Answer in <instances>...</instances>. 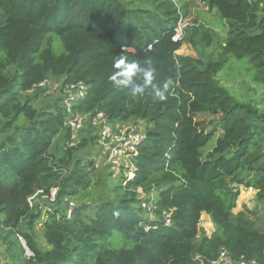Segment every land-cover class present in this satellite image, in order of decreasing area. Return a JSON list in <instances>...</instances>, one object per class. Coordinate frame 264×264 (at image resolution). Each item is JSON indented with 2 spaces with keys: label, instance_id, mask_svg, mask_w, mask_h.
Segmentation results:
<instances>
[{
  "label": "trees",
  "instance_id": "1",
  "mask_svg": "<svg viewBox=\"0 0 264 264\" xmlns=\"http://www.w3.org/2000/svg\"><path fill=\"white\" fill-rule=\"evenodd\" d=\"M202 1L220 15L224 37L194 21L174 40L187 0H0V246L8 264H213L223 249L264 264V107L238 99L218 77L233 57L264 86V0ZM188 42L196 56L178 53ZM52 78L62 101L72 84L86 87L73 113L145 122L133 178L100 189L110 173L90 170L93 158L78 153L87 139L72 144L71 113L62 103L34 104ZM241 186L257 190L259 208L233 212ZM52 188L55 200L45 196ZM41 197L44 242L34 228ZM88 199L69 217L70 201ZM203 212L215 226L210 236L199 226Z\"/></svg>",
  "mask_w": 264,
  "mask_h": 264
},
{
  "label": "rangeland",
  "instance_id": "2",
  "mask_svg": "<svg viewBox=\"0 0 264 264\" xmlns=\"http://www.w3.org/2000/svg\"><path fill=\"white\" fill-rule=\"evenodd\" d=\"M183 1V0H179ZM188 16H186V22L189 24H192L194 21H199L202 24H205L208 27H211L215 29L218 34L221 35V37H224L226 33V29L223 26L222 19L220 18V15L217 13L216 10L209 9L208 5L205 4L202 0H188ZM178 53L181 55H193L196 56V51L191 43H185L180 50H178ZM233 57H230V60L226 67L219 73L218 77L221 79V81L228 86L232 93L240 100H249L250 98H254L255 100H258V103L260 106L264 107V86L259 85L255 80L252 78L250 74L252 72L250 71V74H245L244 70L242 69L243 65L242 62L234 59ZM232 60V61H231ZM44 84L43 86H45ZM47 89L43 92H41L40 95H38V99L34 101V104L37 107H49L53 103H62L64 104L65 108H67V111L69 108L66 105L65 100H60L61 96H63L61 91V81L56 79H50L48 80ZM133 123V122H132ZM145 122H143L142 126L144 127ZM90 123L88 120L84 122L83 127L77 132L75 140L72 139V144L75 146L78 145L83 139H87V144L83 147H81L78 150V153L85 157L86 162H90V160L93 158L94 165L91 166L89 169L92 170L93 168H96L97 170H101V168L106 167L107 171L110 173L111 178H109L106 182L103 183L102 189L103 192L107 190V187L110 189L118 184L119 180H121V177L124 176L122 172V168H115L113 166L106 165L104 161L101 159V151L102 148L98 144V142H93L92 138L94 135H97V129L91 128ZM145 128V127H144ZM215 144V140L209 143V145L204 149L205 152L212 149V147ZM125 177V176H124ZM102 178H104V175H102ZM101 183V182H100ZM98 183V184H100ZM57 189V188H52ZM52 191V190H51ZM98 191V190H97ZM140 191V190H139ZM38 192V191H37ZM36 192V193H37ZM57 194V193H56ZM144 193L141 192V196ZM156 197V194H154ZM56 198V196H55ZM40 204L43 205L42 208V216L39 220H37L34 224L35 232H36V239L38 241H43L42 236V230H43V223L47 218V212H46V202L43 199V197L39 198ZM76 202V201H75ZM87 203H92V200L88 199ZM74 207V206H73ZM72 207V208H73ZM248 209H255L259 208L258 201H257V190L245 188L244 186L240 187V194L237 199V205L233 209L234 213H237L244 208ZM206 212H203L200 217L199 226L204 229L206 234L210 236L214 230L215 226L211 220V217ZM201 231L199 232V235H201ZM124 246H130L129 243L121 242L119 244ZM4 248L0 246V264H8L6 262L4 257Z\"/></svg>",
  "mask_w": 264,
  "mask_h": 264
},
{
  "label": "built area",
  "instance_id": "3",
  "mask_svg": "<svg viewBox=\"0 0 264 264\" xmlns=\"http://www.w3.org/2000/svg\"><path fill=\"white\" fill-rule=\"evenodd\" d=\"M188 1V0H187ZM184 17H181L176 28L174 40H179L182 38L185 27L189 24L185 21ZM45 82L41 83L44 85ZM86 87L83 84H72L67 87L64 95L65 102L69 108L68 115L65 125L71 129V134L75 140L77 132L83 127L86 120L89 121L92 128L97 129V142L101 146V159L106 165L113 166L116 169L122 168V174L127 178H133L134 176V165L132 164L131 158L139 153V146L144 141L146 137V132L144 127L138 122H125V123H113L104 112L99 111L96 113H73L72 105L73 101L77 99H82L86 93ZM250 189H253L250 187ZM43 192L38 190L36 194L29 198V202L37 196L38 193ZM57 189H52L49 195H45L50 200H55ZM76 206L73 201L69 202V212L70 209ZM68 212V215H69ZM150 217H153L152 210L150 211ZM167 224H171L170 219H167ZM156 227V226H154ZM149 229V226L146 227ZM23 246L25 247L26 254L28 256L32 255V252L27 248L25 240L20 236ZM213 264H259L256 260H247L245 258L235 259L232 258L230 253L223 249L219 257Z\"/></svg>",
  "mask_w": 264,
  "mask_h": 264
},
{
  "label": "water",
  "instance_id": "4",
  "mask_svg": "<svg viewBox=\"0 0 264 264\" xmlns=\"http://www.w3.org/2000/svg\"><path fill=\"white\" fill-rule=\"evenodd\" d=\"M89 205L90 203L87 202L77 204L76 206L70 209L69 217H74L75 215L80 214Z\"/></svg>",
  "mask_w": 264,
  "mask_h": 264
},
{
  "label": "bare ground",
  "instance_id": "5",
  "mask_svg": "<svg viewBox=\"0 0 264 264\" xmlns=\"http://www.w3.org/2000/svg\"><path fill=\"white\" fill-rule=\"evenodd\" d=\"M210 218V217H209Z\"/></svg>",
  "mask_w": 264,
  "mask_h": 264
}]
</instances>
